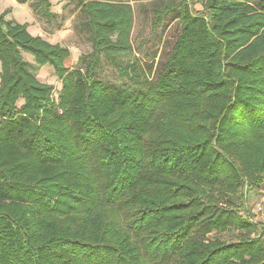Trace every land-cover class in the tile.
<instances>
[{
	"label": "trees",
	"instance_id": "1",
	"mask_svg": "<svg viewBox=\"0 0 264 264\" xmlns=\"http://www.w3.org/2000/svg\"><path fill=\"white\" fill-rule=\"evenodd\" d=\"M77 6L91 41L81 68L0 16V264H264L241 215L243 191L264 185V0L180 3V34L137 91L96 76L105 58L130 78L116 59L131 53V7ZM228 230L235 242L210 238Z\"/></svg>",
	"mask_w": 264,
	"mask_h": 264
},
{
	"label": "rangeland",
	"instance_id": "2",
	"mask_svg": "<svg viewBox=\"0 0 264 264\" xmlns=\"http://www.w3.org/2000/svg\"><path fill=\"white\" fill-rule=\"evenodd\" d=\"M48 1L49 12L55 15L52 19H45L32 13V7L35 6L39 13L43 10V7L37 4L38 0H0V16H3L5 21L26 26L32 36H39L50 44L67 48L69 58L64 62L65 68H81L82 66L77 63L78 58L91 52L87 18L78 8V0ZM184 1L123 0L132 10L131 53L116 60L127 70L130 78L121 79L117 70L105 58H102L97 70V78L102 82L120 88L127 87L133 91L144 89L148 82H153L180 34L176 12L178 5ZM166 9L160 24L155 26L153 24L155 11ZM195 10L199 12L201 7L196 5ZM23 58L30 64V71L39 82L52 86L54 93L59 92L60 81L50 67L35 66L28 55H24ZM131 77L135 79L131 80ZM243 196L247 214L241 215L255 224L258 231V227L264 224V185L257 189H245ZM210 238H219L225 242H235L238 239L236 231L232 230L214 232Z\"/></svg>",
	"mask_w": 264,
	"mask_h": 264
},
{
	"label": "built area",
	"instance_id": "3",
	"mask_svg": "<svg viewBox=\"0 0 264 264\" xmlns=\"http://www.w3.org/2000/svg\"><path fill=\"white\" fill-rule=\"evenodd\" d=\"M251 222V221H250ZM252 223V222H251ZM260 227V228H259ZM258 227V231H257V233H256V237H261V239H262V242H263V248H264V224H263V226L262 225H260Z\"/></svg>",
	"mask_w": 264,
	"mask_h": 264
},
{
	"label": "crops",
	"instance_id": "4",
	"mask_svg": "<svg viewBox=\"0 0 264 264\" xmlns=\"http://www.w3.org/2000/svg\"><path fill=\"white\" fill-rule=\"evenodd\" d=\"M67 61V60H66Z\"/></svg>",
	"mask_w": 264,
	"mask_h": 264
}]
</instances>
